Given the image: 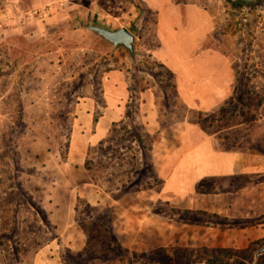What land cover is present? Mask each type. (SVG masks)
Masks as SVG:
<instances>
[{"label":"rangeland","instance_id":"374dc122","mask_svg":"<svg viewBox=\"0 0 264 264\" xmlns=\"http://www.w3.org/2000/svg\"><path fill=\"white\" fill-rule=\"evenodd\" d=\"M173 1L177 9L164 16L176 19L177 33L192 22L207 29L201 51L213 50L231 68L230 87L221 93L228 99L207 107L219 106L210 109L221 115L219 123L247 125L233 132L242 143L232 148L264 153V0ZM155 18L142 0H0V264H34L39 252L60 264H206L215 258L213 250L178 247L175 233L165 232L157 216L138 232L149 209L174 218L175 210L156 197L160 175L171 167L165 158L179 145L174 131L163 138L144 133L136 118L141 98L155 99L150 105L168 127L177 116L197 112L182 103L175 75L150 52L159 45ZM89 26L129 29L136 36L134 57L124 48L113 50ZM123 96L126 119L97 142L96 123L107 102ZM213 122L205 120V129ZM155 140L161 149L153 163ZM87 144L86 160L77 165ZM17 182L49 212V224L23 203L15 232L8 199L12 190L11 197L20 196ZM88 184L116 199L127 196L117 207L116 231L112 212L79 197L93 195ZM263 246L231 250L233 257L222 264H250Z\"/></svg>","mask_w":264,"mask_h":264},{"label":"crops","instance_id":"0c3cea01","mask_svg":"<svg viewBox=\"0 0 264 264\" xmlns=\"http://www.w3.org/2000/svg\"><path fill=\"white\" fill-rule=\"evenodd\" d=\"M142 1L147 11H152L156 17L153 26L159 45L150 52L175 75V88L182 103L188 110L197 112L177 116L175 124L168 127L167 118L155 111L154 103L150 105V101L152 103L155 99L150 96L141 98V111L136 118L141 122L144 133L163 138L174 131L179 136V145L173 149L171 156L165 158V164L171 167L168 174L160 175L162 188L156 197L165 207L175 210L174 218L169 220L149 209L138 232L146 231L148 217L157 216L162 225L168 227L165 232L175 233L178 247L246 250L264 241V153L246 147L232 148L233 142H236L234 145L242 143V139L232 138H237L233 132L245 130L247 125L244 122L234 126L219 123L221 115L211 111L219 106L207 107L213 100L223 104L228 99L221 93L230 87L231 68L225 61L222 62L223 56L213 50L201 51L208 35L207 29L197 28L192 22L177 33L176 19L164 16L166 13L171 16L177 9L173 0ZM192 16L190 9V22ZM167 25L169 30L165 29ZM167 33L174 36L163 37ZM112 77L117 78V75ZM126 102L124 96L117 102H107L96 123V135L100 136L97 142L126 119ZM205 120L214 121V124L205 129ZM251 128L256 131L258 127L252 123ZM156 140L150 148L153 163L160 159L157 152H160L161 146ZM88 150L89 144L77 165L85 162ZM89 186L92 185L88 184L86 189L92 190L93 195L80 192L79 197H87L91 206L112 212L110 228L116 231L113 220L119 216L117 207L127 196L116 199L103 189L93 190ZM132 241L134 245L135 235ZM57 260L49 257L44 260L39 252L34 264H60ZM249 263L264 264V253L253 256Z\"/></svg>","mask_w":264,"mask_h":264},{"label":"trees","instance_id":"16d2710c","mask_svg":"<svg viewBox=\"0 0 264 264\" xmlns=\"http://www.w3.org/2000/svg\"><path fill=\"white\" fill-rule=\"evenodd\" d=\"M226 1L229 3H233V0H226ZM16 185H17V190L20 193V196L17 197L16 193L14 192L13 197H11L12 192L14 191V190H12L10 197L8 199L10 204H14L15 208L13 210V215L15 213V220L18 221V223L16 222L17 224H15V229H16L15 232L18 231V227L20 225L18 213H19L20 206L23 203H24V205H26L25 208L27 210H31V208H33L36 212H38L39 215L44 217L45 223L49 224L50 223L49 212H45V210L42 207H40L38 204H36L33 201V197L28 195L26 193V191L24 190L25 188H23L24 187L23 183L17 182ZM21 221H24V223L26 224L29 220L26 217V218H24V220H21ZM106 230H108V228ZM246 250H248V249H246ZM213 252L215 253V258H212V257L209 258V260L207 261L206 264H222L223 258L233 257L231 249H214ZM18 253H19V251H17V254ZM258 254L259 253H257V255ZM184 258H185V256H184ZM184 258H183L182 254L178 257L179 260H182Z\"/></svg>","mask_w":264,"mask_h":264},{"label":"water","instance_id":"95a60500","mask_svg":"<svg viewBox=\"0 0 264 264\" xmlns=\"http://www.w3.org/2000/svg\"><path fill=\"white\" fill-rule=\"evenodd\" d=\"M86 28L111 45L113 50L124 48L134 57L136 37L129 29L122 27L117 30H110L102 26H89ZM259 253H264V246L260 249Z\"/></svg>","mask_w":264,"mask_h":264}]
</instances>
